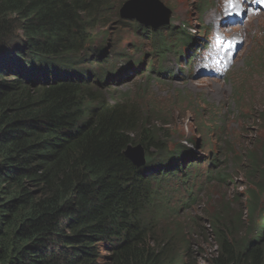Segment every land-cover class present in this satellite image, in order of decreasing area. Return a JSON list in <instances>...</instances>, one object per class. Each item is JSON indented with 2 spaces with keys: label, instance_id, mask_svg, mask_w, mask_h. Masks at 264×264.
<instances>
[{
  "label": "trees",
  "instance_id": "16d2710c",
  "mask_svg": "<svg viewBox=\"0 0 264 264\" xmlns=\"http://www.w3.org/2000/svg\"><path fill=\"white\" fill-rule=\"evenodd\" d=\"M107 1L0 0V264H264V138L230 158L252 182L243 211L221 201L177 221L197 200L171 207L170 178L197 155L162 114L107 91ZM219 161L211 180L235 183Z\"/></svg>",
  "mask_w": 264,
  "mask_h": 264
},
{
  "label": "rangeland",
  "instance_id": "374dc122",
  "mask_svg": "<svg viewBox=\"0 0 264 264\" xmlns=\"http://www.w3.org/2000/svg\"><path fill=\"white\" fill-rule=\"evenodd\" d=\"M162 1L172 9L170 18L178 14L175 17L178 24L187 23L190 24V29L197 30L195 37L199 41L202 37V22L207 13L198 16L196 6L199 0ZM122 2L124 0H112V9L105 17L109 21L104 28L107 51L114 54L112 59L117 62L118 68L124 70L116 75L115 85H110L107 91L114 98L146 105L162 114L165 121L169 120L164 127L176 144H182L204 156L209 154L212 158L220 159L216 172L235 181L232 185L227 179L208 181L203 173H191V188H175L170 182L166 198L169 197L175 208L180 205V200L192 196L197 198L196 204L191 206L188 213H182L176 220L192 224L190 217L203 216L210 206L221 201L231 202L232 210L243 211L241 201L247 197L246 190L252 187V182L247 177L249 171L226 162L235 156L243 157L246 149L254 150L259 155V142L264 138V129H261L257 120L264 111V107H261L264 106V13L244 24L247 39L226 75L199 79L192 76L187 65L189 59L176 64L172 54L166 55L163 61L164 65L173 69L172 74H158L156 71L139 74L132 71L134 62L144 63L151 56V45L131 30L134 29L133 25L119 18L117 7ZM120 20L127 23H121ZM189 33L193 34V31ZM113 43L117 45L119 55L111 48ZM161 62L155 60L154 64L160 66ZM195 140H199V143L207 142V146L201 144L197 148ZM188 144H192L193 148ZM199 172H204V169H199ZM236 199L241 201L234 202ZM246 219L244 218L245 221ZM168 224L165 222L161 228H170L171 225ZM203 248L206 251L204 257H208L211 245L204 243ZM198 264L206 263L201 258Z\"/></svg>",
  "mask_w": 264,
  "mask_h": 264
},
{
  "label": "water",
  "instance_id": "95a60500",
  "mask_svg": "<svg viewBox=\"0 0 264 264\" xmlns=\"http://www.w3.org/2000/svg\"><path fill=\"white\" fill-rule=\"evenodd\" d=\"M120 16L122 18H137L140 21L157 26L167 21L159 19L167 16L160 12L159 4L155 0H128L120 8ZM124 154L134 164L140 166L144 164V149L141 145H128L124 150Z\"/></svg>",
  "mask_w": 264,
  "mask_h": 264
},
{
  "label": "clouds",
  "instance_id": "9594fccd",
  "mask_svg": "<svg viewBox=\"0 0 264 264\" xmlns=\"http://www.w3.org/2000/svg\"><path fill=\"white\" fill-rule=\"evenodd\" d=\"M94 45L96 46V45H97V43H95ZM106 45H107V44H106ZM108 52L110 53V50H109ZM109 53H108V54H109ZM203 160H204V159H203Z\"/></svg>",
  "mask_w": 264,
  "mask_h": 264
}]
</instances>
